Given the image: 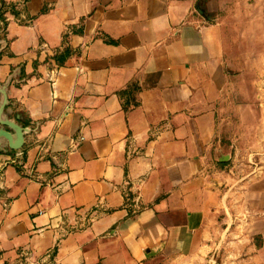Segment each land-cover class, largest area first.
Masks as SVG:
<instances>
[{
	"label": "crops",
	"instance_id": "crops-1",
	"mask_svg": "<svg viewBox=\"0 0 264 264\" xmlns=\"http://www.w3.org/2000/svg\"><path fill=\"white\" fill-rule=\"evenodd\" d=\"M0 3V264H264V154L217 169L264 0Z\"/></svg>",
	"mask_w": 264,
	"mask_h": 264
},
{
	"label": "rangeland",
	"instance_id": "rangeland-1",
	"mask_svg": "<svg viewBox=\"0 0 264 264\" xmlns=\"http://www.w3.org/2000/svg\"><path fill=\"white\" fill-rule=\"evenodd\" d=\"M243 79L236 78L225 91L217 114V140L223 155L230 154L235 159L232 164L225 159L217 169L234 170L240 179L246 168L259 166L264 154V74L252 73L248 82Z\"/></svg>",
	"mask_w": 264,
	"mask_h": 264
},
{
	"label": "water",
	"instance_id": "water-1",
	"mask_svg": "<svg viewBox=\"0 0 264 264\" xmlns=\"http://www.w3.org/2000/svg\"><path fill=\"white\" fill-rule=\"evenodd\" d=\"M13 129L16 132L15 138L2 129H0V137H3L7 140L9 149L18 150L22 148L23 145V129L18 126H13ZM225 159L226 157L224 156L220 161H224Z\"/></svg>",
	"mask_w": 264,
	"mask_h": 264
},
{
	"label": "built area",
	"instance_id": "built-area-1",
	"mask_svg": "<svg viewBox=\"0 0 264 264\" xmlns=\"http://www.w3.org/2000/svg\"><path fill=\"white\" fill-rule=\"evenodd\" d=\"M0 7H3V5H1V3H0ZM5 11V10H4ZM5 21H6V19H5V17H4V20L3 19H0V28H1V30L5 27ZM19 150H21V148L20 149H18V150H13V151H19ZM13 166H16L17 168H18V166H19V164H18V160H13V161H11L10 162ZM2 167V166H1ZM3 168V167H2ZM2 168H0V171H1V169Z\"/></svg>",
	"mask_w": 264,
	"mask_h": 264
}]
</instances>
